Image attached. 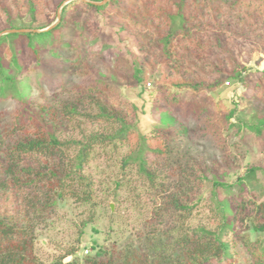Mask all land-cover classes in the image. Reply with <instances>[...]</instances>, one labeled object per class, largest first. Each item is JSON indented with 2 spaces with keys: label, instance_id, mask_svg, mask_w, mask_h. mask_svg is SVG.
Here are the masks:
<instances>
[{
  "label": "trees",
  "instance_id": "obj_1",
  "mask_svg": "<svg viewBox=\"0 0 264 264\" xmlns=\"http://www.w3.org/2000/svg\"><path fill=\"white\" fill-rule=\"evenodd\" d=\"M63 1L0 0L4 22L0 32L42 29L36 26L39 16L52 13L55 18ZM97 15L116 28L120 39L133 36L138 43L143 54L140 64L114 55L111 64L142 88L143 107L100 80L77 88V97L35 104L32 97L40 91L42 78L61 73L65 78L58 77L52 87L64 89L73 68H89L97 55L107 61L109 47L103 49L98 40ZM27 17L28 26L17 25ZM245 44L264 54L263 0H111L103 6L73 1L64 6L60 22L49 31L1 36L0 106L12 102L16 109L8 125L0 123V264H74L70 261L76 253L73 247H61L64 253L51 262L40 258L36 227L44 224L47 215L62 213L68 218L63 209L72 207L79 211L83 235L96 222L97 208L108 205V199L119 208L129 203L121 191L129 193L140 208L154 201L151 218L141 213L142 227L122 247L108 248L94 240L83 264H236L229 237L238 216L247 217L259 234L255 241L241 235L248 264H264V188L253 192V198L235 200L233 206L221 189L228 192L234 185L214 180L209 201H191L184 193L190 188L201 190L208 178L198 166L189 170L174 165L170 145L188 135L186 127L176 128L174 112L180 108L197 119L206 114L202 131L220 141L226 128H246L261 136L264 117L259 123L257 116L244 123L236 109L217 101L219 110L221 106L227 110L218 117L205 105L173 93L165 96L160 107L153 106L160 122L149 132L141 128L140 115L148 107L143 89L157 65L177 90L213 92L225 80H240L247 70L241 62ZM63 63L70 66L55 67ZM249 83L244 87L251 86L255 97L264 102V70L257 71L253 84ZM94 162L118 165L120 176L106 184L92 172ZM248 172L257 179L264 169L257 166Z\"/></svg>",
  "mask_w": 264,
  "mask_h": 264
},
{
  "label": "rangeland",
  "instance_id": "obj_2",
  "mask_svg": "<svg viewBox=\"0 0 264 264\" xmlns=\"http://www.w3.org/2000/svg\"><path fill=\"white\" fill-rule=\"evenodd\" d=\"M65 1L67 0H64L63 3ZM59 9L55 18L52 13L49 16H39L36 26L47 29L55 24ZM29 21L30 19L27 17L23 23L18 22L17 25L28 26ZM95 21V27L98 25L97 36L100 44L105 47H103L105 50L109 47L105 54L107 61L101 60L97 55L94 63H88L89 68L82 65L73 68L72 76L66 81L67 85L64 89L52 86L58 82V77L62 81L65 75L56 73L52 77L46 76L42 78L43 84L40 88L42 93L36 90L32 97L35 104H55L56 100L62 101L77 97V88L85 87L89 83L94 82V80H100L108 82L113 90L123 98L137 101L140 109L143 107V102L140 101L139 96L142 88L136 87L128 78L116 72L111 64L113 60L111 55H114V57H127L131 61H136L140 64L143 60V54L139 49L138 43L133 36L120 39L116 28L112 27L104 16L97 15ZM3 25V17L0 14V30L4 28ZM6 30L10 29H4L0 33ZM101 45H98L96 49L99 50ZM252 47L250 44H245L241 48V62L247 67V70L243 71L241 79L236 81L225 80L223 85L213 92L207 90L200 92L177 90L170 84V78L167 77V74L160 70L159 65H157L155 70L148 74L146 89H143V97L148 107L146 108V113L140 115L141 128L149 132L154 123L160 122L159 111L155 110L153 106L157 105L160 107L164 103L165 96L173 93L186 101L198 103L202 106L205 105L212 113L217 112L218 117L223 115L224 112L227 113V110L223 106L219 110L217 101H221V104L226 102L232 109L237 110L238 116L244 123L249 122L256 116V122L259 123L258 120L264 117V102L255 97L251 92V86L248 88L244 87L247 82H250L249 85L253 84L257 71L264 70V54L257 52ZM80 48L81 45L79 46ZM80 52L78 51V53ZM68 66L70 65L64 63L61 66L55 65L59 69ZM32 76V80H36L34 74ZM56 95L57 98H54ZM15 109L16 104L12 102H7L0 106V123L2 126L8 125ZM174 115L177 118L176 128H180V126L186 127L188 135L178 137L170 143L174 150L171 160L175 163L174 165L179 167L187 166L189 170H192L194 166H198L202 169L203 175L208 178L201 190L190 188L189 192L184 193L191 201H209L214 180L234 185L228 192L224 188L221 189L223 198L229 199L233 206L235 200L242 201L253 198V192H259L264 188V173H258L257 179H254L253 175L248 172L257 166L264 169V133L261 136H257L246 128L240 130L237 128L227 130L226 128L222 133L224 140L220 141L219 139H214L210 134H204L202 131L207 117L206 114L201 119H197L186 109L180 108L174 112ZM233 121L235 120L233 119ZM92 172L98 173L97 175L102 181H106V184L108 182L111 184L115 177L120 176L119 166L112 164L109 167L107 162H94L92 164ZM240 178L243 179L242 183H239ZM120 194H122L123 198L130 199L129 203L126 204L127 210L126 206L119 208L108 199L106 202L108 205H102L97 208L96 222L88 225L83 235L80 234V227L78 226L81 220L77 216L79 211H72V207L63 209L67 213L68 218H63L65 216H62V213L45 216L43 219L45 220L44 224L37 226L34 234L37 241L38 256L44 261L51 262L58 258L61 253H64L60 249L61 247L68 249L73 247L76 253L70 257V261L74 262V264H83L84 257L93 251L94 240L101 244L104 243L108 248L122 247L125 243L130 242L134 231L142 227L143 219L146 216L151 218L154 201L145 205L148 208L145 209V206L140 208L138 203L130 198L129 193L121 191ZM156 202H158V206L161 204L159 200H156ZM83 210L84 208L80 209V211ZM86 211L85 216L89 214L88 208ZM141 213H145V217L143 216L141 220H138ZM243 218L245 219L243 220L238 216L235 220L234 233L229 237L236 264H248L249 256L242 245L241 235L249 236L252 241H255L259 236L250 226L247 217ZM112 226L113 230L110 229ZM77 237H80L81 240L78 241Z\"/></svg>",
  "mask_w": 264,
  "mask_h": 264
},
{
  "label": "water",
  "instance_id": "obj_3",
  "mask_svg": "<svg viewBox=\"0 0 264 264\" xmlns=\"http://www.w3.org/2000/svg\"><path fill=\"white\" fill-rule=\"evenodd\" d=\"M73 1H76V0H67L61 5V7L59 9V13H58L57 22L55 24H53L52 26H50L49 28H47V29H14V30H6V31L0 33V37L4 36V35H7V34H12V33H29V32L40 33V32L49 31V30L55 28L58 25V23L60 22L62 9L64 8V6H66L67 4H69V3L73 2ZM80 1H83L85 3H90V4H93L95 6H103V5L107 4L108 2H110L111 0H103L101 2H94V1H90V0H80Z\"/></svg>",
  "mask_w": 264,
  "mask_h": 264
}]
</instances>
